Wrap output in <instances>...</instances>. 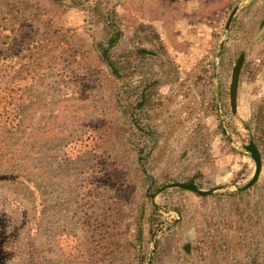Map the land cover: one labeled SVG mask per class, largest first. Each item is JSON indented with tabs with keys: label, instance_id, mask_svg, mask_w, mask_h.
Returning <instances> with one entry per match:
<instances>
[{
	"label": "rangeland",
	"instance_id": "rangeland-1",
	"mask_svg": "<svg viewBox=\"0 0 264 264\" xmlns=\"http://www.w3.org/2000/svg\"><path fill=\"white\" fill-rule=\"evenodd\" d=\"M0 4V17L14 5L11 16L30 21L52 50L20 112L28 120L18 130L0 127L5 264H264V143L253 139L264 103V0H120L118 49L152 48L134 40L140 22L158 28L166 49L154 62L161 105L150 111V187L113 105L119 82L96 59L86 10L51 0ZM241 54L233 111L229 84ZM250 141L261 169L244 188L255 168ZM179 181L214 190L159 191Z\"/></svg>",
	"mask_w": 264,
	"mask_h": 264
},
{
	"label": "trees",
	"instance_id": "trees-1",
	"mask_svg": "<svg viewBox=\"0 0 264 264\" xmlns=\"http://www.w3.org/2000/svg\"><path fill=\"white\" fill-rule=\"evenodd\" d=\"M51 1L68 8L81 7L86 10V31L92 40L96 59L119 82L113 105L116 112L125 118V133H132L134 137L132 145L137 152L138 169L150 187L155 179L145 161L153 147L152 143L157 141V128L150 120V111L161 105V100L156 96V88L161 80L156 76L154 64L161 59V51L166 53L158 28L152 23H137L133 31L134 40L144 38L151 42L152 48L133 46L128 50H120L118 46L124 35L119 12L120 0ZM9 5V15L0 17V127L14 131L28 120L20 112H24L26 106L31 104L33 96L28 91L43 75L47 61L51 60L52 50L50 38L37 34L27 19L11 16L15 6ZM98 34L101 35L100 39L95 37ZM61 48L63 53H67L65 46ZM134 76L136 80L133 79V82ZM253 122L258 131V137L254 135L253 139L264 143V103L257 106ZM94 199L98 201L99 197ZM137 231L140 234L139 226ZM0 264H5L2 253Z\"/></svg>",
	"mask_w": 264,
	"mask_h": 264
},
{
	"label": "water",
	"instance_id": "water-1",
	"mask_svg": "<svg viewBox=\"0 0 264 264\" xmlns=\"http://www.w3.org/2000/svg\"><path fill=\"white\" fill-rule=\"evenodd\" d=\"M235 10H236V8H234L231 11V13L228 17L226 26L229 24L231 18L233 17ZM242 63H243V57L240 56L236 60L234 66L232 68V71H231V80H230V84H229V100H230L231 109L233 111L235 110V107H236V96H237L239 75H240V69H241ZM245 149L250 154V156L252 157L254 164H255V168H254V172L252 174V177L243 186L244 188H248L256 181L257 177L259 176L260 169H261V157H260V153H259V151H258V149H257V147L253 141H250L249 143H247L245 145ZM167 187H178L181 189L189 190L191 192L200 193L203 195H209L214 190V189H207V190L201 189L194 182L179 181V182H171L169 184L163 185L161 188H159V191H161ZM220 187L221 186H218L216 188H220Z\"/></svg>",
	"mask_w": 264,
	"mask_h": 264
}]
</instances>
